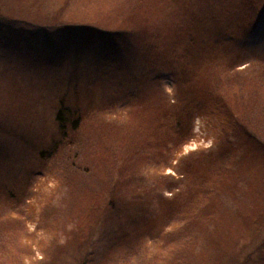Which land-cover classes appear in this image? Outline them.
<instances>
[{"label": "rangeland", "instance_id": "obj_1", "mask_svg": "<svg viewBox=\"0 0 264 264\" xmlns=\"http://www.w3.org/2000/svg\"><path fill=\"white\" fill-rule=\"evenodd\" d=\"M0 264H264V0H0Z\"/></svg>", "mask_w": 264, "mask_h": 264}, {"label": "trees", "instance_id": "obj_2", "mask_svg": "<svg viewBox=\"0 0 264 264\" xmlns=\"http://www.w3.org/2000/svg\"><path fill=\"white\" fill-rule=\"evenodd\" d=\"M66 107H61L59 110H58V112H57V115H56V119H57V121L59 122V126H60V128H63V126H64V116H65V114H67V113H69L67 110H69L68 108H66ZM64 111H67V112H64ZM77 127V125L76 124H74V126H73V128H76Z\"/></svg>", "mask_w": 264, "mask_h": 264}]
</instances>
